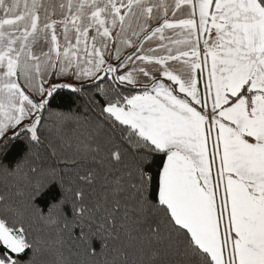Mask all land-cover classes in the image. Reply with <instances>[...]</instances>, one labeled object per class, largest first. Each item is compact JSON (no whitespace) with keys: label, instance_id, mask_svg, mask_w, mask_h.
Returning <instances> with one entry per match:
<instances>
[{"label":"snow or ice","instance_id":"obj_1","mask_svg":"<svg viewBox=\"0 0 264 264\" xmlns=\"http://www.w3.org/2000/svg\"><path fill=\"white\" fill-rule=\"evenodd\" d=\"M59 89L92 116L53 111ZM69 119L106 133L74 179L38 163ZM0 183V264H38L35 223L79 228L81 264L94 232L105 264H264V0H0Z\"/></svg>","mask_w":264,"mask_h":264},{"label":"trees","instance_id":"obj_2","mask_svg":"<svg viewBox=\"0 0 264 264\" xmlns=\"http://www.w3.org/2000/svg\"><path fill=\"white\" fill-rule=\"evenodd\" d=\"M58 92L59 94L55 96L52 104L53 111L78 113L80 117L92 116L86 102L80 97L73 95L69 89H59ZM71 101H75V103ZM49 127L51 129L50 137H42L45 141L44 145L37 149L42 157L38 163L44 168L55 167L62 174H68L69 179H74V177L69 174L71 166L67 164V161L69 159L79 160L84 154L85 145L91 144L93 147L95 146L92 143L93 139L99 143H103L106 139V133L102 127L97 128L95 124L90 125L76 119L67 120L60 129H57L56 125L52 123L49 124ZM49 138L56 145L55 149L49 147ZM15 156L16 154L14 153L13 157ZM85 164L88 167H92L87 164V161H85ZM104 176L105 173L101 170L96 182L90 186H85L86 191L89 193L86 200L89 208L87 215L97 222L102 220L105 215V203L107 202L110 206L113 200L111 191H106ZM108 179L111 180V177L109 176ZM3 191H5V185L0 183V192ZM8 191L15 196L17 190L13 189L9 183ZM19 191L22 192L24 189L21 188ZM45 191L47 194L42 195L37 201L38 206L42 209L46 205H51L63 195L59 181L50 183ZM33 227L41 242L40 253L37 257L38 264H81L86 259L90 262L93 260L92 257L86 256L84 243L76 239L80 234L79 228L73 227L71 240H69L68 234H64L63 240L60 242V238L57 236L58 230H52L41 223H35ZM88 243L99 253L94 258V264H105L106 256L107 259H112L108 249H102L101 237L96 235L95 232L89 238Z\"/></svg>","mask_w":264,"mask_h":264},{"label":"crops","instance_id":"obj_3","mask_svg":"<svg viewBox=\"0 0 264 264\" xmlns=\"http://www.w3.org/2000/svg\"><path fill=\"white\" fill-rule=\"evenodd\" d=\"M58 83L60 82V81H57Z\"/></svg>","mask_w":264,"mask_h":264}]
</instances>
